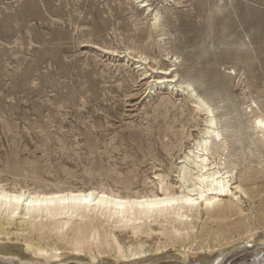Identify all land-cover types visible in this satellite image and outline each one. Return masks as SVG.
I'll return each mask as SVG.
<instances>
[{"label":"rangeland","instance_id":"obj_1","mask_svg":"<svg viewBox=\"0 0 264 264\" xmlns=\"http://www.w3.org/2000/svg\"><path fill=\"white\" fill-rule=\"evenodd\" d=\"M148 3L0 0V185L135 195L159 190L160 174L179 186L177 162L205 123L190 119V98L173 86L146 88L142 77L150 81L160 66L219 108L235 180L245 167L264 173V142L252 127L254 114L264 115V0ZM140 55L158 68L152 76L149 65L135 63ZM170 98L177 107L164 105ZM245 187L262 193L238 192L243 213L232 219L256 220L264 177ZM205 218L199 227L217 226ZM256 225L263 233L264 219ZM236 238L233 232L228 241Z\"/></svg>","mask_w":264,"mask_h":264},{"label":"bare ground","instance_id":"obj_2","mask_svg":"<svg viewBox=\"0 0 264 264\" xmlns=\"http://www.w3.org/2000/svg\"><path fill=\"white\" fill-rule=\"evenodd\" d=\"M140 2L150 8L148 0ZM159 19L156 9L155 29ZM137 59L139 68L144 64L140 69L145 65L153 69L150 76L158 69L147 63L146 56ZM156 75L150 81L147 75L142 77L146 88L173 86L190 98V119L202 117L205 123L177 162L179 186L165 183L160 174H156L159 190L135 195L99 188L8 190L0 185V264H264V232L256 225L257 220L262 224L264 208L256 220L248 215L232 219L243 213L237 204L238 192L251 198L261 195L259 187L245 186L261 180L264 173L257 176L245 167L236 181L238 164L231 159L219 108L175 69L160 66ZM167 104L177 107L171 98L165 99ZM253 121L255 133L264 142V115L255 113ZM202 213L205 220H217V226L199 227ZM233 232L238 238L230 242ZM161 236L167 239L162 242ZM155 237L156 247L152 244ZM223 241L229 244L223 246Z\"/></svg>","mask_w":264,"mask_h":264},{"label":"snow or ice","instance_id":"obj_3","mask_svg":"<svg viewBox=\"0 0 264 264\" xmlns=\"http://www.w3.org/2000/svg\"><path fill=\"white\" fill-rule=\"evenodd\" d=\"M201 198H203V197H201ZM189 203H192V201H188Z\"/></svg>","mask_w":264,"mask_h":264}]
</instances>
